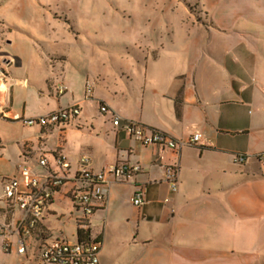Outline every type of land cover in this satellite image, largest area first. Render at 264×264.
Wrapping results in <instances>:
<instances>
[{
    "label": "crops",
    "instance_id": "crops-1",
    "mask_svg": "<svg viewBox=\"0 0 264 264\" xmlns=\"http://www.w3.org/2000/svg\"><path fill=\"white\" fill-rule=\"evenodd\" d=\"M60 1L85 3L86 9H68L73 18L112 13L94 6L112 0H42ZM221 1L215 0V6ZM222 13L226 25L212 20L181 28L178 40L172 37L164 45L154 39L149 54L129 62L111 59L108 52L115 47L106 36L109 28L78 26L74 33L60 27L52 35L17 30V41L39 59L29 55L26 61L3 49L12 57L0 59V163L2 168L7 164L5 172L23 164L24 151L39 168L38 160L48 159L42 173L27 163L42 175L59 173L47 154L55 159L63 154L71 174L83 157L95 171L118 163L142 168L126 182L109 179L105 204L85 230L81 219H74L73 185L61 187L42 223L46 233H65L74 242L101 241L100 264H264V0ZM42 45L65 59L56 73L42 59ZM30 80L41 93L30 90ZM60 84L68 88L64 95L57 92ZM100 104L174 139L200 134L201 140L180 151L140 145L110 124ZM71 105H79L81 113L66 125L33 129L21 122ZM39 134L42 146L36 141ZM238 156L245 161L237 162ZM168 167L179 171L176 192L165 180ZM137 193L145 202L140 208L131 201ZM10 209L15 214L16 208ZM6 211L0 208V222Z\"/></svg>",
    "mask_w": 264,
    "mask_h": 264
},
{
    "label": "rangeland",
    "instance_id": "rangeland-1",
    "mask_svg": "<svg viewBox=\"0 0 264 264\" xmlns=\"http://www.w3.org/2000/svg\"><path fill=\"white\" fill-rule=\"evenodd\" d=\"M214 1L215 0H117L115 2L112 0L107 4L97 2L94 3V6L98 5L96 9H105L104 11L108 10L112 11V13L106 14L104 17L95 15L87 19L85 17L73 18L69 16L70 13L68 9L73 6L76 7L78 5L81 7L84 5L81 9L87 8L85 3L82 2L60 1L43 3L42 0H0V55H4L0 56L2 57L0 59L11 60L12 57L9 52L20 53L21 56H24L26 61L29 55L30 59H39L34 50L28 49L25 44L17 41L16 38H20L17 34V30H24L32 34H42V31L45 30L52 35L53 32L57 31L60 27L66 32L75 33L77 32L78 26H82L88 28L95 27L98 31L101 28H107V30L109 28L111 33L106 36L110 38L111 46L115 47L108 52L111 59L129 62L132 61L131 59L142 58L149 54L148 48L151 46V41L154 39L161 44L168 45L172 37L178 40L181 28L194 29L199 25L208 24L212 22V20L215 22L217 20L223 25H226V19L223 17L225 13L222 12L241 11L248 9L249 5L251 7L253 6V0H222L217 3V6H215ZM101 5H103L104 8H102ZM113 11L119 12V14L117 15L116 12ZM217 14L220 15L214 17ZM8 42L12 45H8ZM37 46L39 48L38 44ZM6 48L10 51L3 50ZM3 51H5V54H3ZM38 51L42 59L48 62L49 68L55 73L58 67L56 65L65 60L63 57L51 52L46 45H42V50ZM1 65L2 63H0V66ZM37 65L36 63V75L39 77ZM30 82V90H35L37 94L41 93L37 84H33L34 81L31 80ZM58 83L59 82L56 81V84ZM15 89L19 92V88ZM26 91L28 92V90ZM55 99H58L57 94H55ZM29 104L32 107L35 105L31 98ZM41 116L42 115L28 118L23 117L21 122L23 123L24 120ZM108 118L111 119V115H108ZM110 124L113 126L112 121H110ZM24 126L33 129L34 127L40 128V126L37 125ZM36 138L38 144L42 146V136L39 134ZM56 139L55 136L52 141H56ZM138 143L142 145L139 141ZM38 149L39 147L36 150ZM26 155L28 154L25 151L21 154L23 164L27 165V163L29 164L30 162V165L37 166V163L30 160ZM47 156L50 159L51 167L62 174V169L55 157L52 154H47ZM6 165L7 164L2 168V164L0 163V208L7 210L6 219L3 223L13 225V230H8L6 235L0 234L1 250L3 253V256L0 255V264H53L44 260L42 252L38 251V243L31 236L27 238V252L22 254L18 250L19 234L17 232L14 233V231H16L18 223L23 219L25 212L22 210L20 203L13 204L15 205L16 211L15 214L12 212L7 199L4 197L3 184L4 180L7 178H18L21 180L22 177L19 173L20 166L16 167L14 173H8L5 172L7 169ZM30 165L28 166L30 167ZM38 170L42 173L41 167H38ZM65 186L66 184L62 189ZM60 192L58 191L54 194V201ZM70 201L73 208L79 206V204L74 203L71 198ZM95 201L96 200L93 202ZM74 213V219H81L84 217L83 210L77 211L74 208ZM97 213L98 211L89 215L90 225H92V220ZM47 216L48 210L45 209L43 218L46 219ZM66 217H68V215ZM56 236L60 239H66L70 244L75 243L65 233L64 235L57 233ZM6 244L10 245L8 251L5 249Z\"/></svg>",
    "mask_w": 264,
    "mask_h": 264
},
{
    "label": "built area",
    "instance_id": "built-area-1",
    "mask_svg": "<svg viewBox=\"0 0 264 264\" xmlns=\"http://www.w3.org/2000/svg\"><path fill=\"white\" fill-rule=\"evenodd\" d=\"M67 90L68 88L64 84L57 87L59 95H64ZM87 92L89 94L92 92L91 85L87 86ZM100 112L106 116L111 115V121L115 128L121 129L143 146L162 145L169 150L180 151L187 146H197L201 140L200 134L193 135L187 141L174 139L162 131L150 129L138 122L122 118L105 104H100ZM80 113L79 105H71L41 117L24 120L23 124L37 125L41 128L62 126L78 117ZM261 159L264 160V157ZM56 160L62 169V174L48 171L42 175L34 172L28 165L22 164L19 167L21 180L18 178L4 180V197L9 206L15 208L13 204L20 203L25 212L23 219L14 231L19 234L18 250L22 254L27 252V238L31 236L38 243V251L42 252L45 261L53 264H100L101 241L95 239L70 244L66 239L46 233L42 227L43 212L53 203L54 194L65 184L71 183L73 185L71 198L74 203L79 204L74 208L77 211L83 210L84 217L81 220L87 221L89 224V215L99 211L105 204L107 189L111 185L109 179L113 178L115 182H126L139 174L142 168L140 165L118 163L109 165L101 171H95L90 167V159L83 157L79 169L71 174V165L63 154H59ZM236 161L243 163L245 157L238 156ZM38 165L42 169H47L48 159L45 157L39 159ZM178 179V169L168 167L165 180L173 192L178 189ZM94 200L96 201L93 202ZM131 201L137 208L142 207L145 203L142 193L134 195ZM8 230L12 231L13 225L0 222V234L6 235ZM5 249L8 251L10 245L6 244Z\"/></svg>",
    "mask_w": 264,
    "mask_h": 264
},
{
    "label": "trees",
    "instance_id": "trees-1",
    "mask_svg": "<svg viewBox=\"0 0 264 264\" xmlns=\"http://www.w3.org/2000/svg\"><path fill=\"white\" fill-rule=\"evenodd\" d=\"M46 128H50V127H46ZM3 144H2V142H1V140H0V149L1 148H3V146H2ZM80 225L82 226V228L85 230V229H88V227H89V224L87 223V221H84V220H80ZM79 235H80V237H83V231H79ZM93 241V240H95V239H92V238H89V237H86V238H84V239H82V240H80V241H78V242H85V241Z\"/></svg>",
    "mask_w": 264,
    "mask_h": 264
},
{
    "label": "bare ground",
    "instance_id": "bare-ground-1",
    "mask_svg": "<svg viewBox=\"0 0 264 264\" xmlns=\"http://www.w3.org/2000/svg\"><path fill=\"white\" fill-rule=\"evenodd\" d=\"M1 89H4L5 90V86H2ZM2 92V91H1Z\"/></svg>",
    "mask_w": 264,
    "mask_h": 264
}]
</instances>
